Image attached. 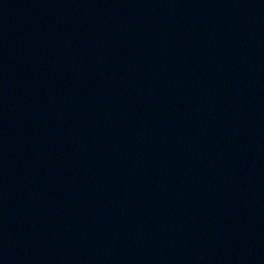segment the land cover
Segmentation results:
<instances>
[{"label":"water","instance_id":"obj_1","mask_svg":"<svg viewBox=\"0 0 264 264\" xmlns=\"http://www.w3.org/2000/svg\"><path fill=\"white\" fill-rule=\"evenodd\" d=\"M0 264H264V0H0Z\"/></svg>","mask_w":264,"mask_h":264}]
</instances>
